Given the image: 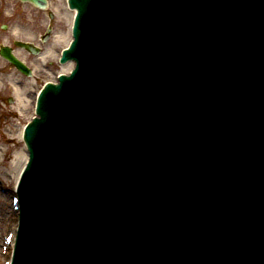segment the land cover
Instances as JSON below:
<instances>
[{
  "label": "water",
  "instance_id": "obj_1",
  "mask_svg": "<svg viewBox=\"0 0 264 264\" xmlns=\"http://www.w3.org/2000/svg\"><path fill=\"white\" fill-rule=\"evenodd\" d=\"M68 4L13 264H264V0Z\"/></svg>",
  "mask_w": 264,
  "mask_h": 264
},
{
  "label": "rangeland",
  "instance_id": "obj_2",
  "mask_svg": "<svg viewBox=\"0 0 264 264\" xmlns=\"http://www.w3.org/2000/svg\"><path fill=\"white\" fill-rule=\"evenodd\" d=\"M49 2L50 8L45 11L20 0H0V41L12 46L20 57L22 53L28 66L33 70V76L28 77L0 60V66L5 65L1 71L5 83L0 85V101L5 111L0 115V264H4L7 258L2 254L3 236L7 234L9 225L17 222L16 215L12 214L11 204L12 196L16 195L14 190L11 191L16 183L14 167L19 155L23 160H28V152L22 137L23 129L35 116V100L43 86L47 82H57L60 74L69 73L71 70L64 71L65 64H61L59 58L62 50L72 40L74 12L69 9L67 0ZM50 12L54 14L53 19ZM16 27L32 30L33 39L27 35L14 37L13 30ZM49 27L53 29V33L51 39L44 42L43 36ZM15 41L29 42L41 48L40 56L15 46ZM48 51L51 60L41 62L42 54ZM9 80L19 83L16 89ZM10 98H13V103H10ZM5 213H9L10 217L5 218Z\"/></svg>",
  "mask_w": 264,
  "mask_h": 264
},
{
  "label": "bare ground",
  "instance_id": "obj_3",
  "mask_svg": "<svg viewBox=\"0 0 264 264\" xmlns=\"http://www.w3.org/2000/svg\"><path fill=\"white\" fill-rule=\"evenodd\" d=\"M32 30H23L22 28H20V27H16V29L15 30H13V36L14 37H18L19 35H27L28 37H30V39H33V38H31V37H34V35H33V33L31 32ZM30 34L32 35V36H30ZM61 39H62V37H61ZM18 57H20V54H16ZM20 60L24 63V64H28L27 63V60H26V57H24L23 56V54L21 53V57H20ZM42 60L44 61L43 63H46L47 61L49 62L50 60H51V55L49 54V51L48 52H45V53H43L42 54V56H41V62H42ZM76 63H74V62H68V63H66L65 65H64V71H69V69H71V70H73L72 68H74V65H75ZM73 66V67H72ZM2 68L3 67H0V85H1V83L3 84V83H5V80H4V78H3V76H2ZM70 70V71H71ZM13 79V78H12ZM9 82L12 84V86L14 87V89H16V86L19 84L18 82H15L14 80H9ZM17 83V84H16ZM18 162L15 164V174H14V178H15V182L17 183L18 182V180H19V178H20V176H21V173H22V170H23V168H24V166H25V164H26V160H23L22 159V156L21 155H19L18 156ZM22 159V160H21ZM17 185V184H16ZM13 196H12V200H11V202L13 201ZM5 218H9L10 217V214L8 213V214H6L5 213V216H4ZM3 217V218H4ZM10 253V252H9Z\"/></svg>",
  "mask_w": 264,
  "mask_h": 264
},
{
  "label": "flooded vegetation",
  "instance_id": "obj_4",
  "mask_svg": "<svg viewBox=\"0 0 264 264\" xmlns=\"http://www.w3.org/2000/svg\"><path fill=\"white\" fill-rule=\"evenodd\" d=\"M14 44H15V46H16V41L14 42ZM5 46H8L9 49L11 50V52H13L14 54H17V53L15 52V49H14L12 46H10V45H6V44H4V42H1V41H0V60H3L4 62H6L7 65L10 66L11 68L16 69L15 66H14L12 63L7 62V61L1 56V55H2V54H1V53H2V48L5 47ZM4 66H5V65H4ZM4 66H0V67H4Z\"/></svg>",
  "mask_w": 264,
  "mask_h": 264
}]
</instances>
